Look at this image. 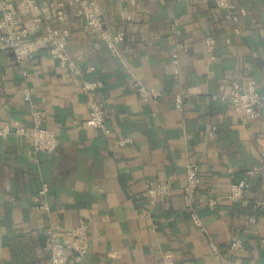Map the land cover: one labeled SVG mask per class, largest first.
I'll return each mask as SVG.
<instances>
[{
  "label": "crops",
  "instance_id": "0c3cea01",
  "mask_svg": "<svg viewBox=\"0 0 264 264\" xmlns=\"http://www.w3.org/2000/svg\"><path fill=\"white\" fill-rule=\"evenodd\" d=\"M8 1L19 6L20 0ZM35 1L38 8L20 11L24 22L39 19L30 37L38 38L46 23L68 28L67 50L84 75H73L42 49L32 56L25 80L0 40V124L17 120L31 130V104L23 99L27 84L44 124L59 138L54 152L34 155L28 135L0 136V264H51L46 229L83 222L87 253L75 257L76 264H162L168 253L176 264H221L183 199L190 162L201 165L198 207L214 242L236 264H264V211L255 210L264 198V106L245 122L231 99L233 83L245 88L250 80L264 95V0H230L235 21L214 0H96L106 26L126 34L119 55L75 15L80 0ZM208 36L214 38L211 50ZM180 41L186 50L177 49ZM88 77L104 81L100 95L110 135L87 124L82 81ZM137 81L159 90L158 100H144ZM178 92L184 94L182 110L175 106ZM123 137L132 141L117 145ZM253 168L258 173L244 198L230 201L231 183ZM150 179H169V198L146 200L142 192ZM43 182L50 187L49 214L31 201ZM209 196L218 198L216 209L208 207ZM234 236L242 239L241 250L230 249Z\"/></svg>",
  "mask_w": 264,
  "mask_h": 264
},
{
  "label": "built area",
  "instance_id": "2783aa9c",
  "mask_svg": "<svg viewBox=\"0 0 264 264\" xmlns=\"http://www.w3.org/2000/svg\"><path fill=\"white\" fill-rule=\"evenodd\" d=\"M216 6L226 10V17L235 21L238 19L235 13V4L230 0H214ZM38 8L35 0H20L19 6L14 5L8 0L1 2L0 14V40L2 45L9 49L14 56L15 63L19 66L22 76L27 80L30 70L29 63L34 54L42 49H47L52 55L58 58L62 67L68 69L73 75L82 76L83 71L79 65L71 58L67 45L70 38L68 28L57 27L50 23L44 24L41 34L38 38H31L30 31L39 23L38 18L30 21H23L20 11L28 12L30 9ZM75 15L83 18L91 31L102 39L112 54L119 55V47L124 42L126 34L124 31H111L105 23L102 9L96 0H80ZM175 32L180 35L181 29L178 26V20L172 24ZM239 32V29H235ZM208 48L211 50L214 44V38H206ZM188 44L178 42V50H186ZM211 57H214L211 54ZM175 73H180L179 58L176 56L173 60ZM93 67L87 69L86 74L91 73ZM136 90L144 100L157 101L161 92L156 88H148L140 81L135 83ZM104 87V81L101 78H85L82 81V89L89 96V117L87 124L99 129L105 135H110L112 129L109 125V110L107 102L100 95ZM23 99L31 104L32 108V128L26 130L19 121L13 124H0V136L7 137L8 134L28 135L33 141L32 154L52 153L59 145V138L56 132L48 128L45 124L44 113L36 106L32 98V90L26 84L23 87ZM232 104L236 115L243 121L248 122L260 115L259 108L264 106V95L258 91L255 80L247 82L246 87L242 88L239 82L233 83ZM184 94L178 92L175 95V106L182 110L184 107ZM216 128L214 127V130ZM213 132V131H212ZM132 141L130 137L118 138L116 144L126 145ZM264 166V150L262 152ZM258 173V168H253L244 173L237 181L232 182L227 192V198L232 202H238L244 198L245 191L250 185V179ZM203 183V174L199 162H190L186 164V182L183 187V199L191 222L196 225L208 237L213 253L219 259L221 264H236L227 258L219 244L214 242L212 235L203 224L200 209L198 207L199 192ZM264 189V178L262 179ZM49 184L43 182L41 187L31 195V201L39 210L49 214L50 202L48 199ZM172 193V184L169 179L157 180L150 179L146 182V187L142 196L150 201H164ZM207 205L210 209H216L219 200L216 196H209ZM257 212L264 211V198H259L255 203ZM250 222H254V216L250 217ZM46 236L51 244L50 263L51 264H76L75 257L82 258L87 253L88 224L80 223L72 228L58 229L50 226L46 229ZM1 238V233H0ZM244 244L240 237L234 236L230 240V249L238 251ZM162 264H176L171 254H165Z\"/></svg>",
  "mask_w": 264,
  "mask_h": 264
}]
</instances>
